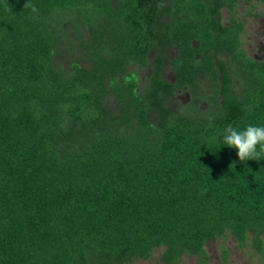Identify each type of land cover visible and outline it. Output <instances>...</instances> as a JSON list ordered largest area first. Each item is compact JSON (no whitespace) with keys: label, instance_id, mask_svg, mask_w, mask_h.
<instances>
[{"label":"trees","instance_id":"16d2710c","mask_svg":"<svg viewBox=\"0 0 264 264\" xmlns=\"http://www.w3.org/2000/svg\"><path fill=\"white\" fill-rule=\"evenodd\" d=\"M259 4L0 0V264H210L228 235L264 254V159L223 145L264 126Z\"/></svg>","mask_w":264,"mask_h":264},{"label":"rangeland","instance_id":"374dc122","mask_svg":"<svg viewBox=\"0 0 264 264\" xmlns=\"http://www.w3.org/2000/svg\"><path fill=\"white\" fill-rule=\"evenodd\" d=\"M248 6L242 4L238 10V17L243 18V14L247 11ZM256 13H264V5L259 4ZM230 18L228 11H223V22L227 24ZM243 48L247 52L248 56L255 60L264 59V16L261 18H247V24L245 33L243 36ZM147 75L145 72L141 74L140 82L144 83V77ZM165 78L169 81H173V73L170 70L169 65H166ZM191 103V97L189 94H180L172 102L171 106L175 111L186 112L188 105ZM202 109L205 111L208 109V105L204 103ZM206 251L210 256V264H264V254L256 253L250 246L241 249L238 247L236 241L227 236L223 239L210 242L206 246ZM163 250H157L152 259L138 260L133 264H164L161 262L160 257ZM178 264H199V260L196 257H185L183 261Z\"/></svg>","mask_w":264,"mask_h":264},{"label":"clouds","instance_id":"9594fccd","mask_svg":"<svg viewBox=\"0 0 264 264\" xmlns=\"http://www.w3.org/2000/svg\"><path fill=\"white\" fill-rule=\"evenodd\" d=\"M36 10L33 7V11ZM223 145L236 149L242 162L264 159V126L248 125L239 130L228 125L223 132Z\"/></svg>","mask_w":264,"mask_h":264}]
</instances>
